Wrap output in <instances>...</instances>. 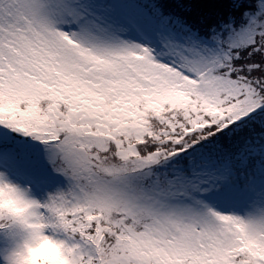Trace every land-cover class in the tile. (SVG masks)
I'll list each match as a JSON object with an SVG mask.
<instances>
[{
	"label": "snow or ice",
	"instance_id": "obj_1",
	"mask_svg": "<svg viewBox=\"0 0 264 264\" xmlns=\"http://www.w3.org/2000/svg\"><path fill=\"white\" fill-rule=\"evenodd\" d=\"M49 234L62 264H264V0H0V264Z\"/></svg>",
	"mask_w": 264,
	"mask_h": 264
},
{
	"label": "clouds",
	"instance_id": "obj_2",
	"mask_svg": "<svg viewBox=\"0 0 264 264\" xmlns=\"http://www.w3.org/2000/svg\"><path fill=\"white\" fill-rule=\"evenodd\" d=\"M46 261L50 264H62L59 248L55 243V238L50 234L29 254V264H45Z\"/></svg>",
	"mask_w": 264,
	"mask_h": 264
},
{
	"label": "trees",
	"instance_id": "obj_3",
	"mask_svg": "<svg viewBox=\"0 0 264 264\" xmlns=\"http://www.w3.org/2000/svg\"><path fill=\"white\" fill-rule=\"evenodd\" d=\"M227 6V0H197V8L200 11L214 10L217 6Z\"/></svg>",
	"mask_w": 264,
	"mask_h": 264
}]
</instances>
